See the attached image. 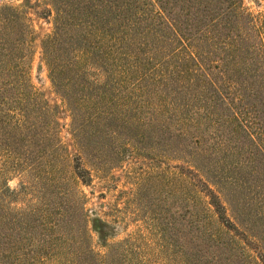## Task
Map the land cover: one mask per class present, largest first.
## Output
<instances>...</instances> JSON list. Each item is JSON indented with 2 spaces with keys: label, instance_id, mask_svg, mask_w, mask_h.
Listing matches in <instances>:
<instances>
[{
  "label": "trees",
  "instance_id": "16d2710c",
  "mask_svg": "<svg viewBox=\"0 0 264 264\" xmlns=\"http://www.w3.org/2000/svg\"><path fill=\"white\" fill-rule=\"evenodd\" d=\"M46 1L42 56L73 152L31 84L26 17L2 6L0 264H139L131 238L106 256L60 250L72 228L90 239L82 188L112 180L144 143L163 164L169 261L194 251L220 252L210 264H264V12L243 0Z\"/></svg>",
  "mask_w": 264,
  "mask_h": 264
},
{
  "label": "rangeland",
  "instance_id": "374dc122",
  "mask_svg": "<svg viewBox=\"0 0 264 264\" xmlns=\"http://www.w3.org/2000/svg\"><path fill=\"white\" fill-rule=\"evenodd\" d=\"M244 7L252 12H264V0H243ZM20 7L32 33V64L30 81L35 91L55 111L60 124V138L72 153V141L69 134L70 118L60 97L54 91L48 78V71L43 61L41 42L52 32L51 7L46 0H0V7ZM146 143L140 144L139 155H129L127 150L123 162L112 172V180L106 184L94 178L91 187H83L88 197L86 209L90 211L87 230L89 241L78 240L75 228L63 242L61 252H76L85 248L100 255L112 252V245L131 238L139 255V264H181L180 254L189 257V264H210L213 254L220 252H175L173 261H169L171 252L161 251L159 226L161 224L160 205L163 196L160 179L163 166L155 146L147 149ZM17 181L9 183L16 188ZM93 191L91 195L90 192ZM99 194H103L100 197ZM68 220H64V224ZM63 229V230H64ZM27 251L29 247L24 245ZM184 260V258H183Z\"/></svg>",
  "mask_w": 264,
  "mask_h": 264
}]
</instances>
